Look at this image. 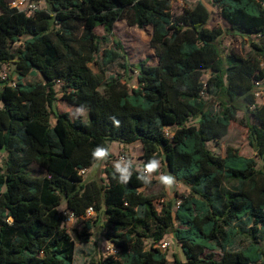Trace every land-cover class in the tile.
<instances>
[{
  "label": "trees",
  "instance_id": "1",
  "mask_svg": "<svg viewBox=\"0 0 264 264\" xmlns=\"http://www.w3.org/2000/svg\"><path fill=\"white\" fill-rule=\"evenodd\" d=\"M212 1L229 32L258 41L251 44L255 55H223L225 31L206 27L212 12L203 0L179 18L170 0H45L46 11L30 18L0 0V264H73L64 225L89 208L96 223L111 228L107 237L118 250L101 264H264V104L255 97L256 82L264 84V0ZM121 20L152 28L158 64H124L126 79H104L91 65L123 56L101 52L96 30L112 36ZM7 64L18 75L14 85L11 76L1 78ZM131 67L137 75L130 87ZM37 74L42 85L23 82ZM58 93L71 106L85 105L87 122L57 114ZM242 109L258 160L234 148L217 156L207 146L228 134ZM112 142L141 143L143 161L162 160L190 195L175 210L163 203L159 213L141 191L153 181L145 186L135 171L127 185L113 166L98 181L84 180L80 172L100 162L93 149ZM33 165L42 175L32 174ZM63 203L69 215L59 210ZM169 233L182 253L173 262L156 247ZM241 237L250 244L235 249ZM206 250H221V258L203 256Z\"/></svg>",
  "mask_w": 264,
  "mask_h": 264
},
{
  "label": "rangeland",
  "instance_id": "2",
  "mask_svg": "<svg viewBox=\"0 0 264 264\" xmlns=\"http://www.w3.org/2000/svg\"><path fill=\"white\" fill-rule=\"evenodd\" d=\"M9 1V0H8ZM207 8L212 12V20L206 26L209 29L219 28L225 31V35L221 39V51L224 56L227 55H238L241 57L253 56L254 50L251 46L252 43H257L255 39H246L242 38L239 35L229 32L230 26L222 18L218 7L213 3L212 0H203ZM45 5V0L44 3ZM193 5V4H192ZM186 10L175 3L173 7V16L174 18L181 17ZM97 35L101 38L100 47L101 52L105 49L118 51L123 57L118 59L116 62L103 66L96 67L91 65L92 70L95 73L103 75L104 79L109 77H123L127 78L125 70L123 69L124 64L131 66H136L142 61H147L150 66H156L158 64V59L155 50L151 47L150 41L152 38V28L146 27L145 29H140L136 26H130L126 20H121L115 24L113 35L106 36L102 27L97 28ZM102 38H106L105 40ZM115 41L120 43L121 49H118ZM20 44L17 43L15 48H18ZM98 55V58L101 55ZM261 64L264 68V61ZM4 72L7 73V76H11L14 83L17 82V74L15 73V67L13 64H7L4 66ZM129 76L134 77V81L129 84L133 86L136 83L135 77L137 72L131 67V72L128 73ZM210 77V73H204L203 80L206 82ZM24 83L32 85H42L44 79L41 75L32 77L28 76L24 78ZM56 89L59 90V87L56 86ZM207 99L208 97L205 96ZM264 104V98H258V106ZM217 108V106H214ZM77 107L69 105L66 101L61 99L60 93L57 95V101L54 105V111L57 114L68 113L72 119H80L83 122H87V114L82 117H77L74 115V111ZM250 117L247 115L244 109H242L237 114V119L231 123L228 134L218 142L208 143V149L211 150L217 156L224 157L228 148L237 149L241 155L245 157H255L254 148L251 145V139L249 136L248 125H250ZM51 123H54V120H51ZM176 128H173L175 130ZM109 150L111 159L107 161H100L96 166L89 168L85 175H83L84 180L90 181L91 179H96L97 181L104 178L103 170L106 166H113L114 162L119 160L121 154H125L127 158L132 159L135 162V166L142 168L145 162L142 159L143 149L142 144L137 142L130 146H124L119 142H112L109 144ZM3 154L0 152V160L2 159ZM162 162V160H161ZM30 171L34 175H42V170L37 166L33 165L30 168ZM161 173H168L167 169L162 162V167L160 171L153 175L152 180L153 184L148 187L141 189V191L155 199L154 205L156 210L161 212V205L172 203L174 204V210L180 203V201L190 195V190L181 182H178L173 186L172 189H165L159 183V175ZM59 210L69 215L66 204H62ZM96 215L91 213L88 217L84 219H76L68 216V219L65 223V229L70 234L71 238L74 241V260L73 264H101V262L108 258L109 256L117 255L118 250L113 245V243L108 239L107 233L112 232L111 228L103 229L101 225L96 223ZM88 225L91 227L88 228ZM177 225H175L176 227ZM163 241L169 242V247L165 250L160 248V244L156 245L157 248H160L162 252L166 253L167 258L170 262L174 261V258L177 257L182 259V253L179 243L172 236V233L167 234ZM152 244V241L146 239L145 245L146 249H149ZM250 244L248 238L241 237L235 243V249H243ZM261 246L264 250V237L261 239ZM207 254H213L215 259H220L222 252L221 250L216 251H205L203 256Z\"/></svg>",
  "mask_w": 264,
  "mask_h": 264
},
{
  "label": "clouds",
  "instance_id": "3",
  "mask_svg": "<svg viewBox=\"0 0 264 264\" xmlns=\"http://www.w3.org/2000/svg\"><path fill=\"white\" fill-rule=\"evenodd\" d=\"M88 112V109L85 105L81 104L78 106L74 115L77 117L85 116ZM112 123L114 126L119 127L120 121L116 117H111ZM92 159L94 161H107L110 156V150L104 146H96L92 153ZM162 167V162L160 159L152 158L149 159L142 168H134V161L130 158L121 157L119 160L114 162L113 168L115 173V178L118 183L127 185L130 183L133 176V172L137 173V179L141 181L145 186L152 183V177L154 174L158 173ZM159 183L164 186L165 189H172L173 186L177 183L176 177L170 173H161L158 177ZM89 212H92V209H88Z\"/></svg>",
  "mask_w": 264,
  "mask_h": 264
},
{
  "label": "built area",
  "instance_id": "4",
  "mask_svg": "<svg viewBox=\"0 0 264 264\" xmlns=\"http://www.w3.org/2000/svg\"><path fill=\"white\" fill-rule=\"evenodd\" d=\"M200 0H170V13L173 16V7L174 4L177 3L179 4V6H181L182 8H184V10H189L193 5H195L197 2H199ZM9 6L13 9H16L19 13L24 14L26 17L30 18L32 16H34L37 12L40 11H46V8L43 3L44 0H9ZM193 4V5H192ZM185 13V12H184ZM175 17V16H173ZM7 73H5L4 71L1 73V78L2 79H7ZM15 83L13 82L12 85H14ZM255 97L256 100L258 101V98H264V84L263 82H256V86H255ZM166 135H169L168 131H165ZM121 157H126L125 154H121L119 156V159ZM127 158V157H126ZM0 167H1V162H0ZM87 172V170H83L80 172L81 175H85ZM92 212H88L87 216ZM70 217H73V215H70ZM84 217V218H86ZM82 218V219H84ZM169 247V242L167 241H163L160 244V248L165 250Z\"/></svg>",
  "mask_w": 264,
  "mask_h": 264
},
{
  "label": "crops",
  "instance_id": "5",
  "mask_svg": "<svg viewBox=\"0 0 264 264\" xmlns=\"http://www.w3.org/2000/svg\"><path fill=\"white\" fill-rule=\"evenodd\" d=\"M134 165H135V162H134ZM153 181V180H152Z\"/></svg>",
  "mask_w": 264,
  "mask_h": 264
}]
</instances>
